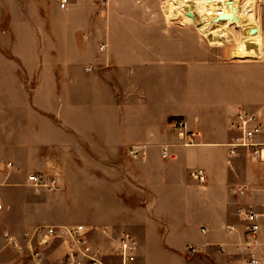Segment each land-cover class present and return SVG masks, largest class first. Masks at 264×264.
<instances>
[{
    "label": "crops",
    "instance_id": "1",
    "mask_svg": "<svg viewBox=\"0 0 264 264\" xmlns=\"http://www.w3.org/2000/svg\"><path fill=\"white\" fill-rule=\"evenodd\" d=\"M163 2L0 3V264L31 261L7 233L23 240L37 225L67 223L83 224L107 253L131 232L135 264H247L251 254L264 264V160L226 145L237 112L264 110V14L240 27L244 40L262 38L245 54ZM39 171L57 187L30 184ZM250 207L261 224L254 239L241 215ZM68 250L54 239L40 264H69Z\"/></svg>",
    "mask_w": 264,
    "mask_h": 264
},
{
    "label": "built area",
    "instance_id": "2",
    "mask_svg": "<svg viewBox=\"0 0 264 264\" xmlns=\"http://www.w3.org/2000/svg\"><path fill=\"white\" fill-rule=\"evenodd\" d=\"M238 1V0H237ZM248 0H245L247 2ZM253 2V11L249 12L254 18H258L264 9V0H251ZM100 6H105L108 0H97ZM237 2L238 4H244ZM61 8H66L69 0H59ZM216 16L211 22V25L218 26L221 22H228L229 25L242 27L236 19L229 21L230 18L220 19L219 16L224 13H232L231 10H217ZM193 15L198 18V14L193 12ZM235 15V14H234ZM237 15V14H236ZM242 22H244L242 20ZM173 125L179 130L183 137H187L186 143L194 142L195 132H188L187 123L183 118L177 117L172 120ZM231 125L238 133L226 143L230 155H237L245 151L251 157L264 160V110L250 112L242 109L237 112ZM166 148H164L165 150ZM141 147L131 146L129 152L132 156L139 155ZM165 154V151H164ZM11 164V163H10ZM192 176L199 180H204L205 174L202 168H195L192 171ZM30 184L36 188L40 187H57V179L55 177H47L42 172L30 173L27 177ZM2 205L0 204V208ZM243 220L246 222L245 231L249 239L257 237L261 224L258 221V213L253 208H247L241 213ZM10 244L16 247L20 252L28 254L31 261L29 264H40L42 260V246L52 242L54 239H62L69 245V250L66 254V259L69 264L86 262L87 264H135L138 251V241L136 237L129 231L122 232L115 240L113 250L110 256L115 258L107 260L105 256L109 253L103 252L100 249H95L87 238V231L83 224L68 225V224H40L32 230L26 231L23 234V240L12 234H6ZM188 253L194 254L197 248L194 246L188 247ZM259 259L251 254L247 260V264H259Z\"/></svg>",
    "mask_w": 264,
    "mask_h": 264
},
{
    "label": "bare ground",
    "instance_id": "3",
    "mask_svg": "<svg viewBox=\"0 0 264 264\" xmlns=\"http://www.w3.org/2000/svg\"><path fill=\"white\" fill-rule=\"evenodd\" d=\"M239 1V0H238ZM237 0H176V6L180 9L182 15L185 16L187 21L192 22L194 19L193 12H198L201 18L200 31L204 34L213 35L215 33L224 35V31L228 27V22H221L218 28L211 26V22L216 16L217 10H231L233 18L229 21L236 19L242 24V29L246 27H253L257 24V19L249 14L253 11V2L248 0L244 4H238ZM235 14V15H234ZM237 14V15H236ZM242 20L244 22H242ZM213 33V34H212ZM216 35V34H215ZM218 36V35H217Z\"/></svg>",
    "mask_w": 264,
    "mask_h": 264
},
{
    "label": "rangeland",
    "instance_id": "4",
    "mask_svg": "<svg viewBox=\"0 0 264 264\" xmlns=\"http://www.w3.org/2000/svg\"><path fill=\"white\" fill-rule=\"evenodd\" d=\"M164 2H163V6H164V8H167V9H173V8H175V6H176V0H163ZM241 1H243L242 3H244L245 2V0H240V2ZM2 2V3H1ZM0 3H1V5H5V0H0ZM176 8L177 9H179L177 6H176ZM180 10V9H179ZM260 11H262V13L264 14V9H261ZM196 12V11H195ZM176 13H179L180 14V12L178 11V12H176ZM197 14H198V18H196L195 16H194V19H193V21L192 22H190V21H187L186 20V18H185V16L183 17H181L183 20H186V22H188V23H190V24H198V28H200V26H199V24L201 23V18H200V16H199V13L198 12H196ZM182 15V14H181ZM261 16L262 15H260L259 17V23H260V20H261ZM180 17V16H179ZM214 28H218L219 26H213ZM200 30V29H199ZM224 31H226V34H224V35H222L221 34V31H220V34H218V33H215V34H213V35H208V34H204L203 33V31H201L206 37H208V39H210V41L211 42H214V43H216V44H219V45H222V44H230L231 42H232V45L233 46H237V47H241L242 49H244L246 52H245V54H251V53H253V52H258L259 51V49H260V46H261V40H262V38H261V40H259V41H253V42H251V41H249L248 42V40H244V34H243V32L241 31V28L240 27H238V26H236V25H229L228 24V27L224 30ZM218 35V36H217ZM220 36H222V37H220ZM216 37H218V38H216ZM215 38V39H214ZM212 39H214V40H212ZM43 172L44 171H46V170H42ZM39 172H41V171H39ZM46 188H49V187H46ZM72 204V203H71ZM79 207H80V210H79V212L81 211V213H87V212H89L90 210V207L89 208H82L81 207V204L79 205ZM70 210H71V208H70ZM60 211L62 212V211H65V212H68V210L67 209H65V210H63L62 208L60 209ZM71 212H72V210L69 212V216L67 215H63V216H61L62 218H64V219H67V218H72L73 216L71 215ZM63 219V220H64ZM74 223H76V222H71V224H74ZM79 223V222H78ZM68 224V223H67ZM91 240L92 241H95V242H99V238H97V236H95V233L94 234H92V236H91ZM191 246H193V245H191ZM194 247H196V246H194ZM197 248V247H196ZM197 251H198V248H197ZM196 253V252H195ZM194 253V254H195ZM190 254V253H189Z\"/></svg>",
    "mask_w": 264,
    "mask_h": 264
},
{
    "label": "water",
    "instance_id": "5",
    "mask_svg": "<svg viewBox=\"0 0 264 264\" xmlns=\"http://www.w3.org/2000/svg\"><path fill=\"white\" fill-rule=\"evenodd\" d=\"M193 15V14H192ZM220 19H224V18H233V14L232 13H224V14H221L219 16Z\"/></svg>",
    "mask_w": 264,
    "mask_h": 264
}]
</instances>
